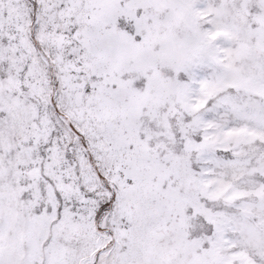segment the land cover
Instances as JSON below:
<instances>
[{
    "label": "snow or ice",
    "instance_id": "obj_1",
    "mask_svg": "<svg viewBox=\"0 0 264 264\" xmlns=\"http://www.w3.org/2000/svg\"><path fill=\"white\" fill-rule=\"evenodd\" d=\"M0 264H264V0H0Z\"/></svg>",
    "mask_w": 264,
    "mask_h": 264
}]
</instances>
